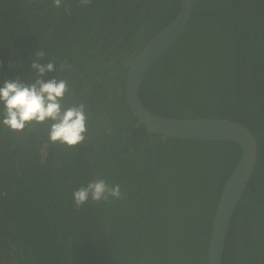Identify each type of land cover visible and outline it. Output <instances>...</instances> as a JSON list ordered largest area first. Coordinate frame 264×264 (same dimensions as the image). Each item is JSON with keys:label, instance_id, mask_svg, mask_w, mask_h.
Listing matches in <instances>:
<instances>
[{"label": "trees", "instance_id": "1", "mask_svg": "<svg viewBox=\"0 0 264 264\" xmlns=\"http://www.w3.org/2000/svg\"><path fill=\"white\" fill-rule=\"evenodd\" d=\"M15 2L0 0L9 46L19 32L0 86L17 77L66 80L61 105L69 98L86 105L88 119L85 140L55 142L54 153L55 121L37 123L40 147L35 122L22 131L3 124L0 101V138L16 149L15 162L0 168V264H207L214 215L240 148L150 137L144 126L131 127L137 120L125 97L129 64L176 17L180 0ZM41 51L40 64L55 63L43 77L31 67ZM140 98L162 117L229 119L251 130L257 160L222 264H264V0H194L185 30L148 72ZM95 178L119 184L121 197H89L77 207L73 193Z\"/></svg>", "mask_w": 264, "mask_h": 264}, {"label": "water", "instance_id": "2", "mask_svg": "<svg viewBox=\"0 0 264 264\" xmlns=\"http://www.w3.org/2000/svg\"><path fill=\"white\" fill-rule=\"evenodd\" d=\"M194 0H180L176 17L159 31L134 57L125 77V97L130 112L136 118L134 127L144 126L151 137L174 138L197 142H229L241 151L240 158L226 181L214 215L209 242L208 263L222 264L227 232L235 209L245 192L257 160V143L251 130L229 119H173L147 109L140 98L142 84L159 58L185 30ZM152 141V138L150 139Z\"/></svg>", "mask_w": 264, "mask_h": 264}, {"label": "clouds", "instance_id": "3", "mask_svg": "<svg viewBox=\"0 0 264 264\" xmlns=\"http://www.w3.org/2000/svg\"><path fill=\"white\" fill-rule=\"evenodd\" d=\"M87 5L90 0H81ZM57 7L61 0H55ZM44 53L37 52L36 60L31 67L43 77L55 70V63L42 65L38 62ZM68 91L66 80L51 79L45 81L40 78L32 84L22 82L18 77L9 79L0 86V101L4 103L6 114L3 124L13 131H22L27 125L55 121L51 125L49 139L68 146H76L85 140L87 132V115L85 105L73 106L62 111L61 101ZM75 204L82 207L89 197L93 201H107L109 197L119 199L122 195L119 184L110 186L103 179L90 181L86 187H81L74 193Z\"/></svg>", "mask_w": 264, "mask_h": 264}, {"label": "flooded vegetation", "instance_id": "4", "mask_svg": "<svg viewBox=\"0 0 264 264\" xmlns=\"http://www.w3.org/2000/svg\"><path fill=\"white\" fill-rule=\"evenodd\" d=\"M14 3L16 4L15 0H6V4L8 6H10V7ZM15 4H14V6H15ZM14 6L11 9H13ZM18 34H19V32L17 30V32L15 33V35H16L15 37L16 38L13 39V42L9 46L8 40L5 37V31H3V30L0 29V73L3 71V69L5 67V60H6V58H9V62H10L11 61V59H10L11 57L9 55H12L13 56L14 53H15L16 42H17L16 39L18 37ZM68 101H67L68 104L66 102V104L62 106V108H63L62 111L67 110L72 105L73 106L75 105V103L72 100L70 101V98H69ZM85 109H87L86 105H85ZM112 109H113L114 113L113 114H109L108 115V118L105 121V126H107V127H108L109 124H111L113 122V120H115V107L112 108ZM53 123H55V122H53ZM37 127H38V124L37 123L36 124H33L32 127H31V133L34 135L35 139L40 142V145L39 146L41 147V144H42L41 143V139L39 137H37L36 134H35V131L37 130ZM131 127H134V126H131ZM134 128H136V127H134ZM101 142H103V141L100 140L98 143H96L94 145H87L85 143H83V145L88 146V147H96ZM24 144H29V143H27V141H26V142H24ZM50 147L52 148V151L54 153H57V151H59L58 145L55 144V142H52L51 145H50ZM15 151H16V149H11L10 150V148L7 145V142L4 141V138H0V168L1 169H4L5 162H7V160L12 159V161L15 162L16 158L15 157H12V155H13V153ZM35 151H36V149H35ZM108 152H109V149H108ZM110 155L111 156H114L112 154H110ZM55 162H57V160H55ZM5 171L6 170H3L1 175H4L6 173ZM95 180H96V178H95ZM97 180H98V178H97ZM145 213H146V209L144 210V215H145Z\"/></svg>", "mask_w": 264, "mask_h": 264}]
</instances>
